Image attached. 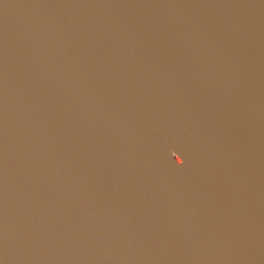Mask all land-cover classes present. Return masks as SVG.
Masks as SVG:
<instances>
[{"label": "water", "instance_id": "obj_1", "mask_svg": "<svg viewBox=\"0 0 264 264\" xmlns=\"http://www.w3.org/2000/svg\"><path fill=\"white\" fill-rule=\"evenodd\" d=\"M0 264H264V0H0Z\"/></svg>", "mask_w": 264, "mask_h": 264}]
</instances>
